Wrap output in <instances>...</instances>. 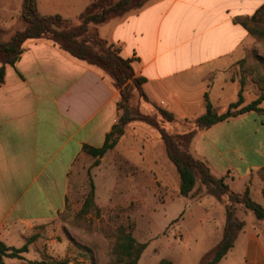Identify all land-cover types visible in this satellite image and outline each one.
<instances>
[{
  "label": "crops",
  "instance_id": "crops-1",
  "mask_svg": "<svg viewBox=\"0 0 264 264\" xmlns=\"http://www.w3.org/2000/svg\"><path fill=\"white\" fill-rule=\"evenodd\" d=\"M91 1L37 4L41 15L77 21ZM263 5L264 0H150L98 31L122 46L123 57L137 59L134 69L147 79L151 100L185 119L204 106L205 94L213 103L227 87L240 88L231 74L247 57L252 38L236 19ZM22 8L23 0H0V36L25 25ZM118 101V90L100 68L44 40L25 43L20 60L6 66L0 82V241L16 247V235L24 240L66 209L71 173L87 157L85 146L104 145L119 119ZM251 121L258 145L250 149L260 157L258 164L236 134ZM192 148L215 176H228L232 190L239 182L250 185L264 167V122L251 113L221 123L199 132ZM257 242L254 234L246 238L249 264L264 259Z\"/></svg>",
  "mask_w": 264,
  "mask_h": 264
},
{
  "label": "rangeland",
  "instance_id": "rangeland-1",
  "mask_svg": "<svg viewBox=\"0 0 264 264\" xmlns=\"http://www.w3.org/2000/svg\"><path fill=\"white\" fill-rule=\"evenodd\" d=\"M71 23L77 25L78 20ZM12 35H1L0 40L8 41ZM251 38L245 62H240L231 74L234 80L240 82L239 86L244 79L245 104L256 100L261 93L260 85L256 82V64L258 56L264 58V40ZM239 89L236 84L227 87L219 101L215 98L214 105L221 112L225 111L237 99ZM194 91L198 93L197 89ZM261 106L264 108V102ZM157 109L165 107L156 102L147 104L136 91H132L128 105L130 115L131 111L150 114L169 133L193 130V121L206 111L205 105H198L192 117L183 119L175 115L176 121L167 123ZM122 114L123 109L119 111V118ZM257 116L264 122V115ZM252 122L236 133L237 140L243 141L240 146H248L249 149L258 145V138L250 135ZM192 145L190 151L195 155ZM250 150V161L258 164L260 157L253 149ZM94 163L95 160L88 154L85 159L79 160L71 173L72 190L67 207L55 220L37 226L30 234H24L25 241L19 234L15 236L12 243L16 247H22L29 240L31 243L23 259H11L13 264H115L113 250L117 232L121 229L132 231L138 242L148 244L139 264H159L162 259H169L174 264H204L223 239L227 196L219 201L207 195L206 188L200 182L192 198L180 196L179 175L167 156L165 144L156 127L142 121L130 122L117 147L108 152L98 166ZM252 178L253 182L247 187L239 182L231 190L244 193L249 188L252 199L264 207V167ZM91 183L95 186L96 209L83 214ZM237 209L238 218L246 226L239 234L235 247L220 264H249L244 257L245 241L250 234L256 236L264 253V221L257 220L242 205H238ZM199 218L202 223H197ZM251 247L252 252L257 253L258 248ZM6 264H10V260H6ZM260 264H264V259Z\"/></svg>",
  "mask_w": 264,
  "mask_h": 264
},
{
  "label": "trees",
  "instance_id": "trees-1",
  "mask_svg": "<svg viewBox=\"0 0 264 264\" xmlns=\"http://www.w3.org/2000/svg\"><path fill=\"white\" fill-rule=\"evenodd\" d=\"M149 1L92 0L79 16L78 24L73 25L71 20L65 19L61 15H41L37 0H23L22 18L25 26L15 31L8 41L0 40V82L4 80L6 66H14L20 60L24 52V45L30 40L47 41L71 57L100 68L105 76L111 79L114 88L118 90L117 108L118 111L123 109L124 114L120 116L119 121L106 136L102 147L85 146L84 151L95 160L94 164L98 166L100 160L117 147L120 139L125 135V127L130 122L142 121L156 127L165 144L167 156L179 175L180 196L187 199L192 198L198 190L200 182L206 188L207 195L214 196L219 201L224 200L225 196L228 198L223 239L204 262V264H220L235 247L239 234L246 226V223L237 216V206L242 205L247 211L252 212L259 221H264V207L252 199L249 188H246L244 193L233 192L226 181V176H215L203 160L191 153L190 145L194 142L199 131H208L221 123L251 113L264 115V108L261 106L264 102V71L261 69H264V58L258 56L256 64V69H258L256 82L260 85V96L245 104L244 79H242L237 99L231 102L225 111L221 112L210 101L209 95L205 94L206 111L193 121L195 128L191 131L169 133L165 128L160 127V123L150 114L131 111L130 115L128 105L132 91H136L140 99L147 104L153 103L145 89L147 79L137 75L134 69V62L137 59L123 57L122 46L101 38L98 27L127 13L142 9ZM236 21L249 32L250 36L257 40H264V5L254 15L239 17ZM157 111L165 122L176 121V116L172 112L166 109H157ZM94 208L96 209L95 186L91 183V190L86 196L82 213L88 214ZM30 241L20 248L10 247L0 241V264H6V259H23L24 254L29 251ZM147 247L148 244L137 241L132 231L119 230L113 250L115 264H139ZM39 264L62 263L40 262ZM159 264L174 263L169 259H162Z\"/></svg>",
  "mask_w": 264,
  "mask_h": 264
}]
</instances>
